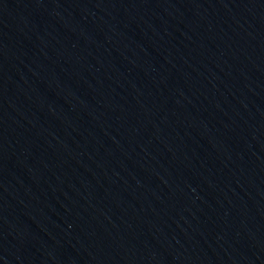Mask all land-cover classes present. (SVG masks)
Masks as SVG:
<instances>
[{
	"label": "water",
	"instance_id": "obj_1",
	"mask_svg": "<svg viewBox=\"0 0 264 264\" xmlns=\"http://www.w3.org/2000/svg\"><path fill=\"white\" fill-rule=\"evenodd\" d=\"M0 264H264V0H0Z\"/></svg>",
	"mask_w": 264,
	"mask_h": 264
}]
</instances>
